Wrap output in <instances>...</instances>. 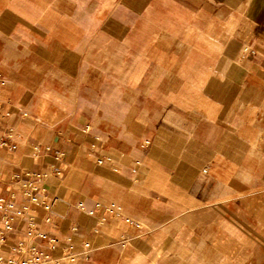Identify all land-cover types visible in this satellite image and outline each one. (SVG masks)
<instances>
[{"label":"crops","instance_id":"obj_1","mask_svg":"<svg viewBox=\"0 0 264 264\" xmlns=\"http://www.w3.org/2000/svg\"><path fill=\"white\" fill-rule=\"evenodd\" d=\"M12 189L0 264H264V0H0Z\"/></svg>","mask_w":264,"mask_h":264},{"label":"built area","instance_id":"obj_2","mask_svg":"<svg viewBox=\"0 0 264 264\" xmlns=\"http://www.w3.org/2000/svg\"><path fill=\"white\" fill-rule=\"evenodd\" d=\"M18 183H20L24 194H30L29 191H32L34 189V186L29 182V180L22 181L20 178L15 177L13 185H17ZM14 198V189L10 190L5 195L0 196V212L6 219V227H10L11 225L9 223L8 216L9 211L14 207ZM55 246L64 248V253L67 254V246L62 245L58 239L53 238L51 239V249ZM84 247L86 248L85 250H87V248L89 247V243L84 242ZM74 255H76V253L69 254V256L71 257H74ZM17 264H60V260L53 258L49 252L39 250L35 245H27L20 250V257Z\"/></svg>","mask_w":264,"mask_h":264},{"label":"rangeland","instance_id":"obj_3","mask_svg":"<svg viewBox=\"0 0 264 264\" xmlns=\"http://www.w3.org/2000/svg\"><path fill=\"white\" fill-rule=\"evenodd\" d=\"M174 101L177 102V98H174ZM157 103L161 104V103H165V98L164 97H157ZM162 114V113H158V116Z\"/></svg>","mask_w":264,"mask_h":264}]
</instances>
